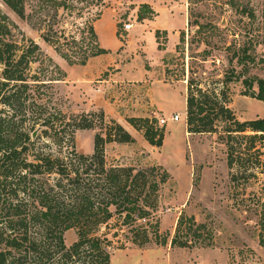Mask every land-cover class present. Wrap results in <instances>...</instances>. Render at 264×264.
Returning <instances> with one entry per match:
<instances>
[{
	"label": "rangeland",
	"instance_id": "1",
	"mask_svg": "<svg viewBox=\"0 0 264 264\" xmlns=\"http://www.w3.org/2000/svg\"><path fill=\"white\" fill-rule=\"evenodd\" d=\"M176 1L187 6L188 23L177 37L174 31L166 30L159 41L157 29L154 35L148 29L136 32L139 23L146 20L138 19L139 6L146 0H74L71 12L61 8L56 14L50 8L46 16H34L31 21L21 18L4 0H0V10L8 16L21 42L33 39L39 43L41 60L32 63L33 73L41 68L51 76L50 61L66 71L64 79L41 88L53 104L69 114L96 112L99 116L103 110L107 120H117L135 135L131 143L105 144L108 166H157L159 175L164 170L169 173L146 220L126 223L124 214H115L100 226L98 234L110 241L111 264H264L259 213L254 206L258 197L264 199V142L232 140L236 152L241 142L248 153L231 168L226 135L192 134L186 121L190 80L193 89L215 90L220 100L227 99L239 120L264 117V102L246 92L242 81L227 79L235 69L230 61L232 52L245 45H253L250 52L256 62L244 77L264 78V0ZM104 13L108 28L117 27L116 36L114 40L103 37L102 42L110 48L100 60L91 57L82 64L81 59L94 45L102 44L99 36L91 39L88 26L96 29ZM127 22L134 23L129 31L124 30ZM159 43L164 48L160 49ZM68 57L76 63H70ZM2 70L0 64V78ZM175 114L180 115L179 120L170 119ZM130 117H148L156 128L163 129V145H152L143 131L128 121ZM162 118H167V123H161ZM98 131L99 127L78 129L75 148L91 154ZM240 165L242 171L257 168V176L240 172L233 183L232 173ZM181 216L185 222L181 234L191 224L190 217L194 227L206 226L203 236L190 246L172 244ZM136 225L146 226L152 237L149 242L133 240ZM77 238L75 228L65 232L67 245Z\"/></svg>",
	"mask_w": 264,
	"mask_h": 264
},
{
	"label": "trees",
	"instance_id": "2",
	"mask_svg": "<svg viewBox=\"0 0 264 264\" xmlns=\"http://www.w3.org/2000/svg\"><path fill=\"white\" fill-rule=\"evenodd\" d=\"M73 1L4 0L21 18L30 21L34 16H46L50 8H54L56 14L61 8L71 12ZM156 15L157 11L149 3L139 6L140 21ZM251 15L254 16L252 12ZM183 32L181 41L185 39ZM88 33L93 40L98 37L94 25L88 26ZM161 34L167 31L156 30L158 41ZM252 47L245 45L232 52L230 61L236 70L233 67L227 79L242 81L246 92L264 102V78L244 77L256 62L254 53L250 52ZM159 48H164L163 44L159 43ZM108 52L109 49L98 43L80 63L86 64L91 57ZM41 54L42 49L35 40H19L8 16L0 10V64L3 65L0 78V264H111L107 249L110 241L98 234L100 226L115 214H124L126 223L146 220L155 208L159 189L168 180L169 173L164 170L159 175L157 166L145 169L108 166L105 144L110 141L131 143L136 138L117 120H107L103 110L99 116L96 112L69 114L53 104L41 88L64 79L66 71L50 61L52 77L46 70L41 72V68L33 73L32 63L41 60ZM186 115L188 132L226 135L231 168L242 162V154L248 153L241 142L236 152L232 140L247 138L264 142V117L239 120L227 99L220 100L215 90L199 86L193 89L191 80L186 95ZM128 121L143 131L152 145H163L164 131L156 128L150 118L130 117ZM96 127L100 131L95 135L93 152L78 151L76 131ZM248 130L253 133L246 134ZM236 170L231 177L233 183L239 179L240 172L257 176L255 167L242 171L240 165ZM254 206L259 213V239L264 246V199L258 197ZM188 220L191 224L181 234L185 222L183 216L179 218L172 244L190 246L203 236L206 226L194 227V218ZM72 228L76 229L78 238L67 245L65 232ZM132 230L133 240L139 244L152 238L144 225H136Z\"/></svg>",
	"mask_w": 264,
	"mask_h": 264
},
{
	"label": "crops",
	"instance_id": "3",
	"mask_svg": "<svg viewBox=\"0 0 264 264\" xmlns=\"http://www.w3.org/2000/svg\"><path fill=\"white\" fill-rule=\"evenodd\" d=\"M145 3H149L157 11V15L155 16L154 19H146L144 23L140 22L139 23L140 27L136 28L137 33H144L146 29H148L154 35V31L156 29H159L161 31L162 30L174 31L175 32L174 35L177 37L180 29L185 28V26L188 23V15H187V9H186L187 6L183 3H180L179 1H176V0H146ZM107 23H108L107 14L104 13L102 14V17L97 20L96 32L98 36L100 37V40L102 43L100 45L102 47L109 49L110 47L106 46L102 42L103 37H108L110 39L113 38L114 40V36H116V32H117V27L110 30L107 26ZM100 58H101V54L97 56H93L91 60L98 61L100 60ZM131 77H132V74L130 73L129 78ZM133 136L135 137V135Z\"/></svg>",
	"mask_w": 264,
	"mask_h": 264
},
{
	"label": "built area",
	"instance_id": "4",
	"mask_svg": "<svg viewBox=\"0 0 264 264\" xmlns=\"http://www.w3.org/2000/svg\"><path fill=\"white\" fill-rule=\"evenodd\" d=\"M133 25H134L133 22L125 23L124 30L129 31L130 29L133 28ZM170 119L171 120H179L180 119V115L179 114H175ZM167 120H168L167 118H162L161 119V123H167Z\"/></svg>",
	"mask_w": 264,
	"mask_h": 264
}]
</instances>
